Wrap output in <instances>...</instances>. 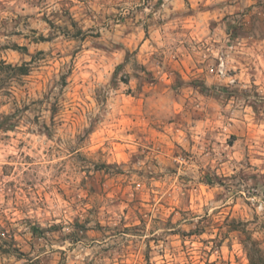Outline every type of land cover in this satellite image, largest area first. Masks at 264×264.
<instances>
[{
    "label": "rangeland",
    "instance_id": "1",
    "mask_svg": "<svg viewBox=\"0 0 264 264\" xmlns=\"http://www.w3.org/2000/svg\"><path fill=\"white\" fill-rule=\"evenodd\" d=\"M0 264L264 261V0H0Z\"/></svg>",
    "mask_w": 264,
    "mask_h": 264
},
{
    "label": "trees",
    "instance_id": "2",
    "mask_svg": "<svg viewBox=\"0 0 264 264\" xmlns=\"http://www.w3.org/2000/svg\"><path fill=\"white\" fill-rule=\"evenodd\" d=\"M8 71L12 72L16 76H25L29 72V66L27 64L21 66H12L6 64L3 61H0V74L6 73ZM250 264H264V261L260 260L259 262L250 261Z\"/></svg>",
    "mask_w": 264,
    "mask_h": 264
}]
</instances>
